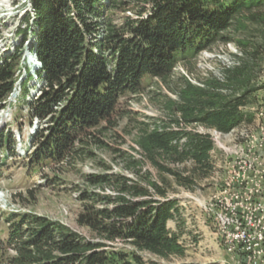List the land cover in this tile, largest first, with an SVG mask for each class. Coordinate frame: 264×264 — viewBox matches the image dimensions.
<instances>
[{
	"label": "trees",
	"instance_id": "obj_1",
	"mask_svg": "<svg viewBox=\"0 0 264 264\" xmlns=\"http://www.w3.org/2000/svg\"><path fill=\"white\" fill-rule=\"evenodd\" d=\"M135 1L141 4L135 16L116 23L113 15L125 7L124 0H32L30 51L42 64L37 73L45 84L30 103L29 115L31 122L37 118L46 124L33 139L30 165L81 158L85 147L77 144L86 143L91 129H106L100 127L102 122L112 126L120 97L139 93L145 76L166 80L178 53L194 56L218 40L231 41L228 33L246 28L250 21L264 24V0ZM240 43L247 46L246 40ZM18 52L0 64V106L15 89ZM245 54L239 65L225 69L224 82L212 79L206 89L188 82L179 93L180 119L139 134L143 159L121 154L132 176L110 168L85 175L77 221L89 229L91 238L45 215L10 213L6 240L0 239V264H144L141 251L163 258L183 255L178 234L168 227L180 208L169 196L167 177L194 188L197 177L214 172L215 163L212 135L185 130L181 121L222 133L239 125L240 107L254 90L246 88L253 60ZM244 86L243 93L232 97L221 91ZM3 141L7 153L9 137ZM188 162L189 174L174 168ZM120 242L130 250L117 247Z\"/></svg>",
	"mask_w": 264,
	"mask_h": 264
},
{
	"label": "rangeland",
	"instance_id": "obj_2",
	"mask_svg": "<svg viewBox=\"0 0 264 264\" xmlns=\"http://www.w3.org/2000/svg\"><path fill=\"white\" fill-rule=\"evenodd\" d=\"M124 1L125 7L113 15L116 23H120L124 16H135L141 7L138 1ZM214 1L224 3L232 0ZM33 28L32 0H0V64L5 57L19 50L16 94L12 93L10 104L8 101L6 107L0 106L1 240L7 237L6 217L14 212L45 215L91 238L89 229L77 221L83 209L79 195L85 187V175L110 168L113 172L132 176L131 172L124 169L121 154L128 153L143 159V150L137 143L139 134L144 129L151 131L156 127L163 128L170 124L171 119H180L176 108L182 103L179 93L187 83L206 89L212 79L224 82L225 69L239 65L245 53L253 60L252 77L246 88L254 90L247 95L246 105L240 107L243 120L231 132L224 133L230 135L223 134L216 142L223 149H228L243 134L264 130V24L250 21L240 31L231 30L228 36L232 40L229 42L218 40L210 49L194 56L178 53V63L166 80L145 76L139 93L120 97L117 113L112 118L113 125L102 122L100 127L106 129H91L86 143L77 144V147H85L82 148L84 151L80 154L81 158L32 166L29 156L34 148L33 139L46 124L45 120L37 118L31 122L29 115L30 103L40 95L45 84V80L37 73L38 67L29 61L34 56L30 51V45L34 42ZM241 40H246L247 46L242 45ZM25 81H28L26 87ZM246 88L244 86L235 91L225 87L221 91L232 97L243 93ZM181 123L182 128L188 131L211 135L218 133L214 128L188 125L183 121ZM172 127L178 129L177 125ZM5 135L9 137L7 153L3 141ZM218 151L215 157L212 156L213 161H217L218 157L225 159L226 154ZM191 167L192 164L188 162L174 168L189 174ZM145 168L158 177L149 164L146 163ZM213 170L207 177H197L194 188L179 185L172 177H167L169 196L178 200L180 208V214L168 222V227L178 234L185 252L183 255L163 258L141 251L144 264H229L230 256L223 248L216 225L205 210V205L216 195L220 181L219 175L214 174ZM117 247H125L127 250L131 248L123 242L117 244Z\"/></svg>",
	"mask_w": 264,
	"mask_h": 264
},
{
	"label": "built area",
	"instance_id": "obj_3",
	"mask_svg": "<svg viewBox=\"0 0 264 264\" xmlns=\"http://www.w3.org/2000/svg\"><path fill=\"white\" fill-rule=\"evenodd\" d=\"M227 158H234V168L227 170L222 200L206 205L219 218L233 263L264 264V130Z\"/></svg>",
	"mask_w": 264,
	"mask_h": 264
},
{
	"label": "bare ground",
	"instance_id": "obj_4",
	"mask_svg": "<svg viewBox=\"0 0 264 264\" xmlns=\"http://www.w3.org/2000/svg\"><path fill=\"white\" fill-rule=\"evenodd\" d=\"M29 61L31 64H34V66L36 67L34 56H32L31 59H29ZM36 62H37V65L41 68L42 64L39 63L40 61L37 59V57H36ZM14 90L15 91L13 93L16 94L17 89H14ZM12 95L13 94H11V96ZM11 96H10L9 100L11 99ZM9 104H10V101H9ZM217 132L218 133L216 135H212V138L214 141V149L212 151V156L214 154V157H215V153L219 152L218 150H220L223 154H226V155H225V159H221L218 157V160L214 161V163H215V173L214 174L217 173L219 175L218 177H219L220 181L218 183L216 195L212 199H210L208 201V203L209 202H219L220 200H222L223 185H227V170H232L234 168V158H227V155L237 156L238 153L240 152V150L247 148L249 141H255V139H256V132L246 133V134H243L239 140L236 139L237 140V141H235L236 143L234 145L230 146V148H228V149L224 148L223 149L220 146L219 142H216V141L218 139H220L221 137H223L222 135L224 133H222L220 131H217ZM224 135H230V134H224ZM217 147H221L222 149H219ZM217 162H219L221 167L217 168V166L219 165ZM205 210H206L207 214L210 216V218L213 220L214 224L216 225L217 230H218V236H219L220 241L223 245V248L226 250V252L230 256L229 264H234L233 261L231 260L232 248L230 245H226L225 232L222 231V227L219 223V218H214L213 211L209 208V205H205Z\"/></svg>",
	"mask_w": 264,
	"mask_h": 264
},
{
	"label": "crops",
	"instance_id": "obj_5",
	"mask_svg": "<svg viewBox=\"0 0 264 264\" xmlns=\"http://www.w3.org/2000/svg\"><path fill=\"white\" fill-rule=\"evenodd\" d=\"M213 157H214V154H213ZM217 163H219V162H217ZM228 164V163H227ZM228 166V165H227Z\"/></svg>",
	"mask_w": 264,
	"mask_h": 264
}]
</instances>
